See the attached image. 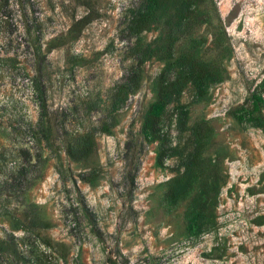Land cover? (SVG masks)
<instances>
[{"label":"rangeland","instance_id":"obj_1","mask_svg":"<svg viewBox=\"0 0 264 264\" xmlns=\"http://www.w3.org/2000/svg\"><path fill=\"white\" fill-rule=\"evenodd\" d=\"M140 1L0 0V239L21 257L8 250L0 264H108L106 251L119 264H264V128L233 116L251 107L254 92L264 97V0H212L229 47L221 59L224 77L200 102H192L190 89L182 96L188 126L206 120L213 128L206 154L220 162L214 221L200 235L184 229L190 197L176 207L164 200L176 159L156 165V143L141 133L160 61L144 64L141 85L119 109L116 126L97 133L94 183L82 181L83 168L65 154L66 134L100 123L112 88L135 63L126 24ZM89 9L98 17L80 36L46 53ZM212 29L204 25L194 35L207 59L214 57ZM157 33L140 38L147 42ZM38 90L53 126L50 146L37 134ZM97 98L101 106L87 112ZM172 110L169 105L163 129L183 145L189 131H178ZM36 214L42 225L29 222Z\"/></svg>","mask_w":264,"mask_h":264},{"label":"trees","instance_id":"obj_2","mask_svg":"<svg viewBox=\"0 0 264 264\" xmlns=\"http://www.w3.org/2000/svg\"><path fill=\"white\" fill-rule=\"evenodd\" d=\"M216 16L212 0H141L131 11L126 24L127 33L135 38L131 47L135 63L129 75L112 88L107 112L97 126L83 132L67 133L63 139L65 154L84 170L80 179L94 183L100 175L97 133L108 134L116 126L119 109L141 85L144 64L152 58L160 61L162 67L154 80V99L144 114L141 133L146 142L156 143V165L164 166L167 159H176L177 173L167 181L164 200L168 206L176 207L190 197L183 213L184 229L190 236L200 235L213 224L217 194L221 187L220 162L206 154L213 128L206 120L188 126L189 108L182 102L187 89L192 91V102L197 103L206 97L212 85L223 80L225 68L221 59L229 56V47L224 32L217 30ZM97 17L98 14L89 9L71 23L65 34L54 37L46 45L45 52L77 39ZM204 25L213 27L208 47L214 55L211 59L205 58L201 36L194 37ZM152 29L158 30L157 35L147 42L141 40V34ZM36 52L40 53V48ZM37 99L38 138L50 146L53 126L42 90H38ZM101 104L102 100L97 98L86 105V110L94 111ZM169 105L173 106L172 115L176 117L178 131L181 134L189 131L183 145L180 142L173 144L163 129V119ZM263 107L264 97L254 92L251 107L236 110L233 116L241 123L264 128ZM26 205L28 208L36 207L31 203ZM7 214L17 220L9 212ZM40 221L37 214L29 218L30 223ZM8 250L21 260L14 244L0 239V256Z\"/></svg>","mask_w":264,"mask_h":264},{"label":"water","instance_id":"obj_3","mask_svg":"<svg viewBox=\"0 0 264 264\" xmlns=\"http://www.w3.org/2000/svg\"><path fill=\"white\" fill-rule=\"evenodd\" d=\"M104 261H106L108 264H119L118 262H116V257L112 258L111 253H109L108 251H106Z\"/></svg>","mask_w":264,"mask_h":264}]
</instances>
